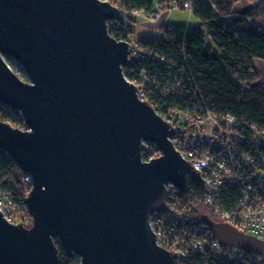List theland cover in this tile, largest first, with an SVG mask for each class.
<instances>
[{
	"label": "water",
	"instance_id": "1",
	"mask_svg": "<svg viewBox=\"0 0 264 264\" xmlns=\"http://www.w3.org/2000/svg\"><path fill=\"white\" fill-rule=\"evenodd\" d=\"M126 10L108 0H0V148L32 177V224L0 211V264H58L55 238L79 264H174L150 219L200 172L175 147V127L125 74L130 41L110 33ZM6 58L16 60L26 81ZM145 142L161 154L143 160ZM203 179V178H202ZM221 244L264 255V240L203 216Z\"/></svg>",
	"mask_w": 264,
	"mask_h": 264
},
{
	"label": "trees",
	"instance_id": "2",
	"mask_svg": "<svg viewBox=\"0 0 264 264\" xmlns=\"http://www.w3.org/2000/svg\"><path fill=\"white\" fill-rule=\"evenodd\" d=\"M110 1L128 13L125 22L108 21L110 33L135 44L125 74L139 86L142 97L177 127L173 136L180 141L195 137L200 127H190V120L208 113L217 118L235 116L237 122L231 128L243 135L251 136L255 128L264 131V83L259 82L255 67L256 59L264 60V31L254 24L245 25L252 18L264 19V0L239 13L234 6L240 0H159V8L153 0ZM187 3L199 24H164L158 36L135 37V11L149 15L160 9L186 8ZM0 119L26 128L22 112L1 101ZM159 154L155 144H149L146 155ZM26 175L0 148V194L12 196L23 208V224L30 226L32 216L25 200L32 184ZM177 194L180 209H190L203 222L205 214L215 218L201 200L203 190L198 182H189L187 189ZM261 196L264 200V194ZM239 199V189L227 185L217 202L234 210ZM55 242L58 264L80 263L79 255H68L58 238Z\"/></svg>",
	"mask_w": 264,
	"mask_h": 264
},
{
	"label": "built area",
	"instance_id": "3",
	"mask_svg": "<svg viewBox=\"0 0 264 264\" xmlns=\"http://www.w3.org/2000/svg\"><path fill=\"white\" fill-rule=\"evenodd\" d=\"M185 6L191 10V4ZM149 16H155V11ZM129 41L132 55L135 44ZM137 87L140 98L145 100ZM236 122L237 118L230 114L217 118L208 113L190 120V127H200L195 137L180 141L173 134L171 139L182 156L200 172L203 178L198 182L203 190L201 200L214 219L229 222L238 230L264 240V200L261 196L264 194V131L255 128L251 136L243 135L231 128ZM172 125L176 132L177 127ZM149 144L154 143H144V161L161 154L147 156ZM25 179L32 184L31 175L27 173ZM227 185H234L240 191V199L234 210L226 209L217 202ZM167 188L168 209L155 211L150 224L158 244L178 253L174 264H264L263 254L221 244L211 228L193 215L190 209H180L176 200L179 189L172 183H167ZM30 191H27V196ZM25 206L28 208L26 200ZM0 211L9 223H23V208L9 194H0Z\"/></svg>",
	"mask_w": 264,
	"mask_h": 264
},
{
	"label": "rangeland",
	"instance_id": "4",
	"mask_svg": "<svg viewBox=\"0 0 264 264\" xmlns=\"http://www.w3.org/2000/svg\"><path fill=\"white\" fill-rule=\"evenodd\" d=\"M159 0H153L154 7H158ZM259 0H240L235 6L236 12H243L249 7L256 4ZM135 21L133 22V33L135 37L142 36H158L161 32V27L164 24H199V18L188 8H173V9H160L155 11V16L151 17L142 13H136L134 16ZM255 25L264 31V19L253 18L251 21L246 22L245 25ZM260 25V27H259ZM8 61V58H6ZM16 61V60H15ZM12 69L21 76L24 80L29 81L30 78L18 62L8 61Z\"/></svg>",
	"mask_w": 264,
	"mask_h": 264
},
{
	"label": "crops",
	"instance_id": "5",
	"mask_svg": "<svg viewBox=\"0 0 264 264\" xmlns=\"http://www.w3.org/2000/svg\"><path fill=\"white\" fill-rule=\"evenodd\" d=\"M252 19H250V21ZM255 67H256L258 74L260 75L259 82L264 83V60L256 59L255 60Z\"/></svg>",
	"mask_w": 264,
	"mask_h": 264
}]
</instances>
